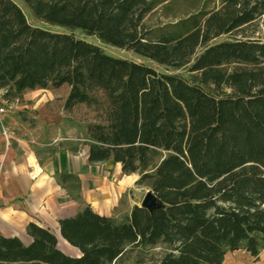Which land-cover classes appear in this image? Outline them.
<instances>
[{
  "label": "trees",
  "instance_id": "16d2710c",
  "mask_svg": "<svg viewBox=\"0 0 264 264\" xmlns=\"http://www.w3.org/2000/svg\"><path fill=\"white\" fill-rule=\"evenodd\" d=\"M23 1L42 22L173 69L203 47L188 70L211 92L71 31L34 26L13 0H0L3 98L68 85L66 109L95 104L97 121L86 125L89 162L120 163L163 204L152 214L134 205L121 219L86 204L59 219L78 257L30 222L28 244L0 235V264H116L127 246L162 248L156 264H223L227 252L256 258L264 251V35L246 33L264 16V0H221L199 24L157 29L143 23L149 0ZM228 33L240 37L211 42Z\"/></svg>",
  "mask_w": 264,
  "mask_h": 264
},
{
  "label": "crops",
  "instance_id": "0c3cea01",
  "mask_svg": "<svg viewBox=\"0 0 264 264\" xmlns=\"http://www.w3.org/2000/svg\"><path fill=\"white\" fill-rule=\"evenodd\" d=\"M8 137L0 133V235L28 244L26 227L33 222L54 233L68 247L65 254L78 257L80 251L62 238L59 219L76 215L86 204L114 217L120 205L128 213L140 206L138 175L124 173L120 163L89 162L86 147L38 153L22 140L12 147Z\"/></svg>",
  "mask_w": 264,
  "mask_h": 264
},
{
  "label": "rangeland",
  "instance_id": "374dc122",
  "mask_svg": "<svg viewBox=\"0 0 264 264\" xmlns=\"http://www.w3.org/2000/svg\"><path fill=\"white\" fill-rule=\"evenodd\" d=\"M13 1L23 10L27 21L34 26L48 28L54 32L71 31L76 36L100 46L107 54L114 57L143 62L152 66L157 71L178 74L191 83L200 84L198 76L188 69L203 47L197 49L190 63L181 68L173 69L139 56L126 48H118L106 44L95 35L86 34L83 30L42 22L33 14L23 0ZM149 1H153L154 6L145 15L143 23L145 27L150 29H157V27L163 25L175 24L185 20H188L192 24L195 23L194 20L201 21L200 14L202 12L218 9L221 6V0ZM199 21L197 24H199ZM246 33H255V35L259 36L264 35V16L258 18L255 24L246 30ZM239 37L240 34L228 33L217 37L211 42H220ZM200 85L205 90L211 92V87ZM69 89L70 87L64 84L58 88L27 91L21 97L14 99L3 98V91L0 90V107L3 108V112L0 113V133L5 137L6 134H4V131L8 133L9 137L7 139L10 141L12 147L19 143V140H22L38 153L51 152L52 149L72 151L73 148L86 147L88 149L86 125L89 122L97 121L95 118L96 111L94 110L95 104H78L71 110L66 109L64 103ZM99 95L95 94L93 96L98 99ZM135 185L142 187L136 195V199L138 200L148 189L144 186L137 185L136 182ZM124 208L125 205H120L115 209L117 219L123 218L128 213V211H124ZM57 242L60 250L65 251L68 249L67 246L65 247V244H62L61 240ZM126 249L124 255L116 264H156L162 251L160 247L138 248L127 246ZM223 264H264V251H261L256 258L250 256L242 249L227 252L224 256Z\"/></svg>",
  "mask_w": 264,
  "mask_h": 264
},
{
  "label": "water",
  "instance_id": "95a60500",
  "mask_svg": "<svg viewBox=\"0 0 264 264\" xmlns=\"http://www.w3.org/2000/svg\"><path fill=\"white\" fill-rule=\"evenodd\" d=\"M140 206L146 208L152 214L155 210L161 208L163 204L151 190H147L141 200Z\"/></svg>",
  "mask_w": 264,
  "mask_h": 264
},
{
  "label": "built area",
  "instance_id": "2783aa9c",
  "mask_svg": "<svg viewBox=\"0 0 264 264\" xmlns=\"http://www.w3.org/2000/svg\"><path fill=\"white\" fill-rule=\"evenodd\" d=\"M3 112V108L0 107V113ZM4 134H7L6 131H4Z\"/></svg>",
  "mask_w": 264,
  "mask_h": 264
}]
</instances>
